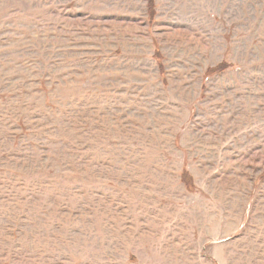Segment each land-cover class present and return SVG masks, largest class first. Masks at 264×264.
<instances>
[{
    "label": "rangeland",
    "instance_id": "1",
    "mask_svg": "<svg viewBox=\"0 0 264 264\" xmlns=\"http://www.w3.org/2000/svg\"><path fill=\"white\" fill-rule=\"evenodd\" d=\"M0 264H264V0H0Z\"/></svg>",
    "mask_w": 264,
    "mask_h": 264
}]
</instances>
